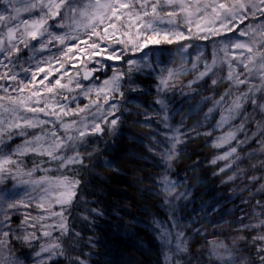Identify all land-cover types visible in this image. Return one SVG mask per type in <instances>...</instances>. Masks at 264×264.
<instances>
[{
  "label": "snow or ice",
  "instance_id": "snow-or-ice-1",
  "mask_svg": "<svg viewBox=\"0 0 264 264\" xmlns=\"http://www.w3.org/2000/svg\"><path fill=\"white\" fill-rule=\"evenodd\" d=\"M193 16L206 19L212 25L204 28L197 25L200 32L219 35L220 29H223L246 38L225 42L220 49L224 56L214 54L212 63H205L204 71L199 73L196 80L189 81L186 87L194 90L193 85L198 81L210 73L215 75L214 69L218 65H227L226 76L211 80L212 86L226 84L225 92L219 99L211 98L214 107L209 108L205 116L222 109L217 128L228 125L230 130L218 136L213 147L227 145L229 148L212 163L229 160L225 168L233 167V163L240 160L235 155L237 147L231 146L234 141L241 146L248 141L258 145L245 155L249 160H255L251 168L261 174L244 176L248 183L242 189V192L248 193V199L242 203L255 200L253 211L238 217V227L229 225L234 231L253 235L251 239L241 234L227 242L220 239L207 241L202 256L190 257L189 238L183 230L190 226L179 223L176 216L178 209L173 206L169 227L165 228L158 221L155 223L158 229L156 238L164 248V264H264V200L254 195L255 192L264 196V159H261L264 157V0H195L194 3L192 0H0V185L9 179L15 181L21 175L31 177L41 170L40 164L35 163L31 170H25L15 158L29 153L57 162L58 169H69L73 165L87 167L86 157L93 155L85 147L87 138L105 133L114 137L118 133L122 112L127 111L121 104L124 96L121 82L125 77L131 81L133 72L144 69L157 72L156 91L165 95L157 97L154 103L160 105L165 113L159 122H164L166 128L170 127L166 123L169 119L166 94L176 87L173 81L187 74L188 70L183 64L188 60L186 54L192 45L179 42L192 39V36L185 34L181 25H189L188 31L191 32ZM165 24L172 27L162 28L161 25ZM55 29L67 30L58 32ZM199 38L207 39V35ZM174 43L179 44L181 64L169 68L165 76L161 74L162 67L153 66V50L149 45ZM113 45L123 47L117 51ZM53 47H57L58 54L43 55L51 52ZM229 48L233 50L230 59ZM85 51L92 56L106 52V59L115 61L124 59L126 51L141 52V60H124L129 66L128 71L114 70L113 76L105 79L100 86L85 85L80 79H69L63 83L69 71L63 58L67 56L75 64L73 58L77 52ZM25 52L29 54L23 56ZM196 66L193 63L192 69ZM99 70L93 68L86 71L83 80L98 79L93 73ZM76 77H79V69L76 70ZM242 85L245 87L241 88ZM93 93L95 99H92ZM79 97L88 99L89 103L81 106ZM208 99L204 98L205 101ZM247 105H251V112L247 111ZM146 119L150 120L151 117L146 115ZM234 121L239 123H231ZM249 124L256 129L250 135ZM147 126L151 127V124ZM173 132L176 134L166 136L171 141V147L163 154L169 165L179 153L178 145L185 142L183 133L175 129ZM237 133L243 134V139H239ZM17 136L22 138L21 143L11 152H5L8 143ZM234 156L235 161L231 159ZM225 168H221L220 172H224ZM43 171L47 172L48 169ZM240 171L244 172L243 169ZM235 178L228 177L229 180ZM22 183L36 185L43 193L37 207L43 209L46 197L54 196L60 211H50L48 217L26 215L15 231L11 227V216L4 212L0 218V264H23L13 251V241L31 247L32 242L40 236L51 239L40 244L39 250L34 252L35 257L48 254L39 264H47L54 257H64L69 264H91L87 259L90 254L71 256L70 249L76 245L69 243L66 248L64 244V238L80 235L70 229L65 214L78 197L80 179L68 175L55 178L45 176ZM157 185L159 191L156 195L171 198L164 200L165 205H172V200L179 201L189 195L187 191L177 194L178 184L167 175L161 177ZM32 199L25 202L18 199L12 190L0 187V208L4 205L8 209L27 208L31 206ZM91 211L100 214L97 209ZM51 218H56L54 224L43 223ZM83 218L88 219L87 216ZM245 219L249 222L244 223ZM21 228L24 230L20 231ZM38 228L43 230L37 232ZM53 231H58L59 235L52 237ZM194 231L201 234L199 229ZM240 243L246 248L242 249ZM248 249L254 251L248 252ZM185 257L189 258L186 260ZM97 264L117 262L108 259L97 261Z\"/></svg>",
  "mask_w": 264,
  "mask_h": 264
},
{
  "label": "trees",
  "instance_id": "trees-1",
  "mask_svg": "<svg viewBox=\"0 0 264 264\" xmlns=\"http://www.w3.org/2000/svg\"><path fill=\"white\" fill-rule=\"evenodd\" d=\"M161 27L172 26L165 24ZM204 43L205 41L200 42L196 39L179 42V44L192 46L188 48L186 54L188 60L183 64L188 70L187 74L173 81L176 87L166 94L169 116L166 123L170 127L166 128L164 122H159L163 120L165 113L161 111L160 105L154 103L157 97L165 95L156 91L157 72L144 69L141 72H133L131 81L125 77L121 82L124 93L121 104L127 108V111H123L122 115L118 113L121 115V123L117 135L113 137L105 133L103 136L87 138L88 143L85 147L88 152L93 153L92 156L86 157L87 167L73 165L69 166V169H58L57 162H51L47 157L31 153L15 157L25 170H31L34 163L40 164L41 170L34 172L31 177L21 175L15 181L9 179L4 185H0L12 190L17 194L18 199L25 202L34 198L30 207L20 206L14 209L15 212H19L17 214H14L6 205L3 206L6 209L0 208V215L7 212L11 216L12 229L15 231L26 215L46 217L50 211H60L59 205H53L54 196L46 197L43 209L37 207L43 193L38 186L24 184L22 181L40 179L45 176L55 178L68 175L81 181L78 197L71 210L65 213L68 216L70 229L80 235L64 238V244L66 248L69 243L76 245L70 249L71 256L90 254L87 255V259L91 264L108 259L115 260L117 264H164L162 255L164 248L162 242L156 238L158 229L155 223L158 221L165 228L169 227L173 206L178 209L176 216L179 223L190 226L183 229L189 238V256L196 254L198 250L202 256L206 242L211 239L226 241L241 234L251 239L253 233L234 231L229 225L238 227V217L253 211L255 200H251L248 204L242 203L243 200L248 199V193L242 192V189L248 183L244 176L261 174L260 171L251 168L255 160H249L245 155L251 153L258 145L248 141L241 146L234 141L231 146L237 147L238 151L235 155L239 156L240 160L235 161V156L231 158L235 161L231 168H225L229 160H217L215 164L212 163L214 159L228 151L227 145L217 148L213 147V144L218 136L230 129L228 125L217 128L222 109L214 110L207 117L205 114L208 113L209 108L214 107V100L211 98L219 99L225 92L226 84L211 85L212 79L220 78V75L216 73L218 68H215V75L210 73L203 80L198 81L193 85L194 90L186 87L189 81L196 80L199 73L204 71L205 63H212L210 51H204L208 48ZM179 44L165 46L167 49L165 53L169 54V59L153 62L154 67L163 68L162 75L166 76L169 68L181 64V58L178 55ZM53 53L55 51L52 48L51 53L43 55L48 56ZM28 54L25 52L22 55ZM76 55H80L75 59L79 62L70 67L67 66L69 71L68 75L64 76L63 83H67L69 79H80L85 85L100 86L104 79L113 76L114 70L127 72L129 66L124 63V60L133 59L128 56L115 63L105 59L109 69L101 73L98 71L94 76L98 79L84 81L82 73L85 68L92 67L93 62L86 64L83 60L84 57L91 56V53L77 52ZM198 56L199 60H197ZM193 63L197 65L195 69H192ZM77 69H79V77H76ZM130 88L138 90L131 91ZM205 97L210 99L205 101ZM95 98L93 93L92 99ZM78 103L83 106L88 104L89 100L79 97ZM72 106L75 107V105ZM250 107L251 105L246 106L249 112L252 111ZM146 115L151 119H146ZM148 124H151V127H148ZM173 129L184 134L185 142L178 145L179 153L169 165L163 154L171 147V141L166 139V136L176 134ZM29 131L39 132L40 129ZM253 131H256L255 127L249 124L248 134L250 135ZM237 136L243 139V134L237 133ZM20 141L21 139H13L5 152H11L16 145L20 144ZM42 160L44 163H41ZM221 168H225V171L220 172ZM43 169L48 171L45 172ZM241 169L244 170L243 173ZM233 173L237 177L231 181L228 177ZM164 175L178 184L177 194L187 191L188 197L179 201L172 200V205H165L164 200L171 198L156 195L159 191L157 181ZM248 186L251 187L250 184ZM254 195L257 199L264 200V196L255 192ZM49 203L51 209H49ZM222 208H228L230 213H222ZM92 209L99 210L100 214L92 212ZM84 216L88 219H84ZM195 229H199L201 234H196ZM23 230V228L20 229V231ZM36 231L42 230L38 228ZM58 235V231H53L52 237ZM49 239L51 238L40 236L37 241L32 242L31 247L19 241H13V251L21 260H25L26 264H39V261L46 258L48 254L42 253L41 257H35L34 252L39 250L40 244ZM239 246L242 249L246 248L243 243ZM252 251L254 249H248V252ZM188 258L185 257L186 260ZM47 264H69V261L64 257H54L48 260Z\"/></svg>",
  "mask_w": 264,
  "mask_h": 264
},
{
  "label": "rangeland",
  "instance_id": "rangeland-1",
  "mask_svg": "<svg viewBox=\"0 0 264 264\" xmlns=\"http://www.w3.org/2000/svg\"><path fill=\"white\" fill-rule=\"evenodd\" d=\"M192 2L194 3L195 0H192ZM197 25H199L201 28H204V27H210L211 24L206 19H199L196 16H193L192 17V24H191V32L188 31L189 25H187V24L181 25V28L185 32V34L192 36V39H196V40H198L200 42H204L205 41L204 44H207L208 48L206 50H204V51H206V52L208 50L210 51V54H211V57L210 58H213L214 54L216 56H218V57H223L224 56V53L222 51H220V49L223 47V44L225 42H228V41L234 42L237 39H240V40L246 39L245 37L238 36V34H236L234 32H226L223 29H220V34L219 35H213L211 33L200 32L199 29L197 28ZM240 27L243 28L244 26L243 25H240ZM55 30L59 32V31H66L67 29H55ZM133 31H135V30H133ZM204 35H207V39L199 38V37L204 36ZM180 42H185V41H180ZM165 46H168V45L167 44L149 45V48L153 50L152 62L157 63V61H159L160 59H162V60L169 59V54H166L165 53L166 50H167L165 48ZM57 47H53V50L55 51V53H57ZM114 47H116L117 48V51H119L123 46L114 45ZM65 51H66V49H65ZM228 51H229V59H230L231 58V53H232L233 50L231 48H229ZM51 52H52V49H51ZM80 55H82V54H80ZM80 55H76L73 58V60H75L76 58H78ZM128 56L133 57V59H135L137 61H140L141 60V52H135L134 53V52H131V51H126L125 54H124V57H128ZM105 59H106V52H103V53H101L98 56H92L91 55V56H89L87 58L84 57V60L83 61L84 62L86 61L85 62L86 64H88L89 62H93L92 67L89 66L87 68H92V69L93 68H100L99 71L101 73L103 70L109 69V67L106 64ZM63 61L65 63L66 68H68L67 66L70 67L73 64V62H70V60H68V58L66 56L63 58ZM97 61H99V63H97ZM112 61H114V63L116 62L115 60H112ZM211 61H212V59H211ZM78 62L79 61H76V63H78ZM101 65H104V67H101ZM216 68H218V71H220V72L216 71L217 75H220V78H222V77H224V76L227 75L228 69H227V65L226 64H224V65H218ZM96 72H98V71H96ZM28 78H30V74H29V77ZM102 82H101L100 85H102ZM242 87H243V85L241 86V88ZM250 108H252V107H250ZM232 123L238 124L239 121H234ZM248 127H249V125H248ZM49 128H51V125L49 126ZM14 139H17V140L18 139H21V141H22V138L19 137V136L15 137ZM21 141H20V143H21ZM230 176L237 177L234 173L231 174ZM232 180H234V179H232ZM54 202H55V199H54ZM53 205H56V204L53 203ZM2 209H6V208L5 207H2ZM221 211H222V213H228V214L230 213V210L228 208H222ZM12 212L14 214L19 213L17 211L15 212L14 209H12ZM49 215H50V213H48V216ZM48 216H46V217H48ZM0 218H2V215H0ZM55 222H56V218L46 219L45 221H43V223H47V224H54ZM244 222L247 223V220L245 219ZM41 230H43V229H41ZM52 234H53V232H52ZM208 241H210V240H208ZM227 241H230V240H226V242ZM199 251L200 250H198V252L196 254H193L190 257L200 256V252ZM22 261H23V264H26L25 263V260H22Z\"/></svg>",
  "mask_w": 264,
  "mask_h": 264
},
{
  "label": "water",
  "instance_id": "water-1",
  "mask_svg": "<svg viewBox=\"0 0 264 264\" xmlns=\"http://www.w3.org/2000/svg\"><path fill=\"white\" fill-rule=\"evenodd\" d=\"M91 69H92V68H87V69L84 70V72L82 73V79H83V75L85 74V72L88 71V70H91ZM106 70H107V69H106ZM106 70H105V71H106ZM96 74H97V72H94V73H93V76H96ZM88 81H89V80H88Z\"/></svg>",
  "mask_w": 264,
  "mask_h": 264
}]
</instances>
